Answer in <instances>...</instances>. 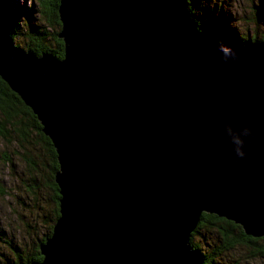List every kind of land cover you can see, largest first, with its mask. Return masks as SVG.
Wrapping results in <instances>:
<instances>
[{
	"label": "water",
	"instance_id": "obj_1",
	"mask_svg": "<svg viewBox=\"0 0 264 264\" xmlns=\"http://www.w3.org/2000/svg\"><path fill=\"white\" fill-rule=\"evenodd\" d=\"M57 10L62 57L15 49L0 15V76L58 161L59 213L42 259L24 264H202L200 216L264 236V37L225 61L187 0Z\"/></svg>",
	"mask_w": 264,
	"mask_h": 264
},
{
	"label": "trees",
	"instance_id": "obj_2",
	"mask_svg": "<svg viewBox=\"0 0 264 264\" xmlns=\"http://www.w3.org/2000/svg\"><path fill=\"white\" fill-rule=\"evenodd\" d=\"M14 3L16 4L17 1L0 0V11L3 12V14H1L7 23L11 38L18 31L13 18H15V16L17 17L18 13H20L24 23L28 20L25 27V33L28 36L27 42L22 45L15 44L12 41L14 48L19 51L31 50L36 54H41L42 52L47 51L57 57H62L64 55L63 40L58 36V32L61 27L57 10L59 0H38L37 17L39 18V21L42 20V22L44 21L45 23L51 25V28L55 27L53 31H47L44 23H34L33 20L36 18L34 15H32V18L27 17L28 15L26 11H29V8L21 5H18L19 8H17ZM187 3L190 16L193 17V23L198 28L207 27L211 29L215 36L219 40H222L225 44L231 46H241L248 40L261 39L264 37V32L262 35H258L257 32L250 34L246 31H240L236 24L233 23V14L230 11L224 10L220 3L217 4V8L219 10L213 11L214 13L211 15V19L208 18L205 13L199 11V5H201L200 2L197 3L194 0H187ZM257 8V17L260 18L264 24V3L262 2V4H260ZM196 12L200 18L195 15ZM220 20L221 23H219ZM0 113V135L6 137L7 141L15 140L16 138L20 141L21 145H25V148L22 149L21 158L29 164V170L31 173L30 181H28L25 186V192L28 196L30 194V190L36 193L35 190L39 187L40 183V170H43L42 167L44 166L42 161L38 162V160H41V155L36 148H38L39 145L45 151L46 164L49 166V169L43 176V180H41L42 184L48 187L50 191L49 200L52 203V214L49 220L56 219L59 213V191L58 185L54 179V171L58 166L55 147L50 136L42 130V125L36 117V114L32 111V108L21 99L17 92L11 89L7 81H5L1 76ZM3 154V158L5 160L9 158V154L6 152H3ZM11 159L12 158L10 157V161ZM2 190L3 189L0 186V192ZM212 225L217 228L219 237H217V239H212L210 248L202 250L200 249L199 244L192 242V234L199 232L200 230L198 228L207 227L206 229H209ZM52 226L53 224L50 223L48 231L45 232L44 236L40 237V239L38 238L37 247L32 250L27 258H25V261L18 260L19 262H14L13 264H24L29 261H38L42 259L43 256L40 252L39 243L44 241L45 238L50 235ZM191 237L190 242L192 246L203 257L202 264L214 263V259H216L215 256L222 250L232 247L234 244L245 242L255 244L254 246H251L250 249L252 250V255H262L264 253V244H261L260 242L261 240L264 241V236L241 235L239 223L200 216L196 228L191 233Z\"/></svg>",
	"mask_w": 264,
	"mask_h": 264
},
{
	"label": "rangeland",
	"instance_id": "obj_3",
	"mask_svg": "<svg viewBox=\"0 0 264 264\" xmlns=\"http://www.w3.org/2000/svg\"><path fill=\"white\" fill-rule=\"evenodd\" d=\"M16 1L17 5L15 3L14 5L17 8L21 5L30 9L26 11L27 17L32 18V15H34L36 17L33 20L34 23H44L47 31L55 29V27L51 28L48 23L42 22V20H40L41 22L39 21L37 17L38 0ZM194 1L201 3L199 11L205 13L210 19L214 13L213 11L219 10L217 4L220 3L224 10L233 14V23L236 24L240 31H246L250 34L257 32L258 35H262L264 32L263 21L257 17V7L262 2L264 3V0ZM1 13L3 14V12L0 11V15L3 17ZM198 13L196 12L195 15L199 16ZM190 17L191 19L193 18L192 16ZM13 20L18 31L11 38V41L15 44L24 45L28 39L25 33L28 20L25 19L26 22L24 23L20 13ZM219 23H221V20ZM24 148L25 145H21L18 139L7 141L6 137L0 135V186L3 189L0 192V264H13L14 262H19L18 260L25 261V258L37 247L38 238L40 239V237L44 236L45 232L48 231L49 224H53L55 220H49L52 214V203L49 200L50 191L48 187L42 184L43 176L49 169L46 164L45 151L39 145L36 148L41 155V160H38V162L42 161L44 166L42 167L43 170H40V183L35 190L36 193L30 190L28 196L25 192V186L30 181L31 173L29 164L21 158L22 149ZM3 152L9 154L8 159L5 160L3 158ZM10 157L12 158L11 161ZM206 228H198L200 231L193 233L191 237L192 242L199 244L202 250L210 248L212 239L219 237L218 230L214 225L209 227V229ZM260 242L264 244V241L261 240ZM254 245L251 242L234 244L232 247L224 249L217 254L214 263L211 264H264V253L262 255H252V250L250 249Z\"/></svg>",
	"mask_w": 264,
	"mask_h": 264
},
{
	"label": "clouds",
	"instance_id": "obj_4",
	"mask_svg": "<svg viewBox=\"0 0 264 264\" xmlns=\"http://www.w3.org/2000/svg\"><path fill=\"white\" fill-rule=\"evenodd\" d=\"M218 45H219V49L222 53V58L225 61H227L229 58L234 59V60L238 59V55H237L236 51L231 46L226 45L222 40H218ZM226 127L228 128V131L230 133L233 132V128L231 125H226ZM240 130L242 132V136L233 134L232 141L235 144L234 151H235L236 155L238 157L243 158L246 155V153L243 149V145H244L243 137L250 136L251 135V129L245 127V128L240 129Z\"/></svg>",
	"mask_w": 264,
	"mask_h": 264
}]
</instances>
